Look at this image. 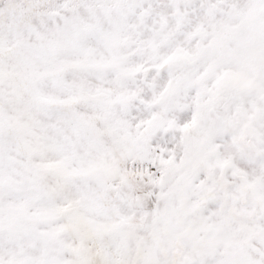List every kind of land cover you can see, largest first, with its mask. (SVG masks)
<instances>
[{"label": "snow or ice", "instance_id": "6c2138e0", "mask_svg": "<svg viewBox=\"0 0 264 264\" xmlns=\"http://www.w3.org/2000/svg\"><path fill=\"white\" fill-rule=\"evenodd\" d=\"M0 264H264V0H0Z\"/></svg>", "mask_w": 264, "mask_h": 264}]
</instances>
